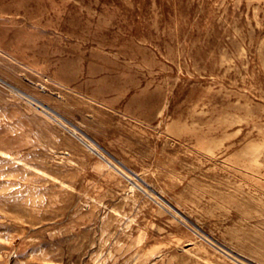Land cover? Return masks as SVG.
<instances>
[{"label":"rangeland","instance_id":"obj_1","mask_svg":"<svg viewBox=\"0 0 264 264\" xmlns=\"http://www.w3.org/2000/svg\"><path fill=\"white\" fill-rule=\"evenodd\" d=\"M0 264H264V0H0Z\"/></svg>","mask_w":264,"mask_h":264}]
</instances>
